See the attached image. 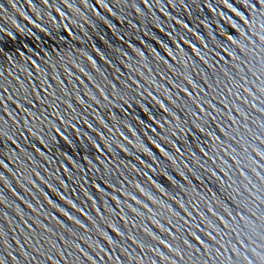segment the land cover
<instances>
[{"label": "water", "instance_id": "1", "mask_svg": "<svg viewBox=\"0 0 264 264\" xmlns=\"http://www.w3.org/2000/svg\"><path fill=\"white\" fill-rule=\"evenodd\" d=\"M0 264H264V0H0Z\"/></svg>", "mask_w": 264, "mask_h": 264}]
</instances>
